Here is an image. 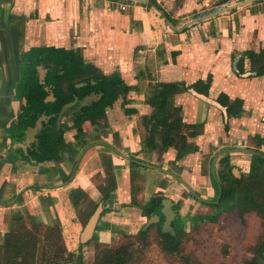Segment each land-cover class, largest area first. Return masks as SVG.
Returning a JSON list of instances; mask_svg holds the SVG:
<instances>
[{
	"label": "crops",
	"instance_id": "obj_1",
	"mask_svg": "<svg viewBox=\"0 0 264 264\" xmlns=\"http://www.w3.org/2000/svg\"><path fill=\"white\" fill-rule=\"evenodd\" d=\"M216 1L0 0L2 236L14 215H24L44 227L56 226L67 249L79 250L85 244L80 243V235L89 218L84 223L78 216L70 195L81 190L86 195L84 206L90 201L101 205L88 242L115 244L121 236L136 235L145 227L148 217L139 205L154 198H167L173 207L184 197L198 202L212 198L211 165L216 157L214 167L218 166V158L225 155L222 151L247 148L264 153V143L257 147V137L264 139V75L251 77L247 60L239 75L232 64L234 55L264 52V0L208 20L193 18ZM245 1L225 0L228 6ZM40 47L77 50L98 74L118 72L131 90L124 105L119 99L107 108L105 129L94 132L86 126L87 140L96 135L103 144L84 148L78 157L63 153L58 162L34 164L10 157L11 126L21 103L17 85L25 54ZM208 78L207 94L189 90L174 99L182 108L183 121L202 127L192 139L197 150L183 157L173 149L143 150L141 119L151 112L144 103L147 86L155 82L189 86ZM220 95L226 96L225 106L218 101ZM235 100L241 101L239 112L228 119L226 107ZM61 123L65 141L72 143L76 129L64 119ZM239 154H228L230 164L239 173L247 170V176L251 156L245 154L249 157L242 162ZM104 156L110 158L116 188L101 200Z\"/></svg>",
	"mask_w": 264,
	"mask_h": 264
},
{
	"label": "trees",
	"instance_id": "obj_2",
	"mask_svg": "<svg viewBox=\"0 0 264 264\" xmlns=\"http://www.w3.org/2000/svg\"><path fill=\"white\" fill-rule=\"evenodd\" d=\"M259 2L261 0L254 4ZM227 4L225 0H218L209 10L196 13L193 18H200L228 6ZM163 15L173 23L170 16L166 13ZM245 60L250 64L251 77L264 75L263 50L257 53L248 50L239 56H232L236 74L244 72ZM210 82L208 78L204 82L198 81L189 86L182 82H155L147 86L144 103L151 108V112L141 119L145 133L142 149L159 153L173 149L181 157L195 152L197 147L192 139L200 134L202 127L185 123L182 108L175 104L174 99L189 90L205 95ZM130 90L131 87L123 83L118 72L110 75L98 74L92 65L84 63L77 50L54 47L31 49L25 54L17 85V95L21 103L11 126L10 157L14 161L26 160L34 164L58 162L63 153L76 157L88 146L103 144L96 135L92 141L87 140L86 126L92 127L94 132L105 129L107 108L119 99L124 105L127 102L125 96ZM219 97L218 101L225 106L226 96ZM240 106V100H235L232 105L227 106V118L235 117ZM124 112L132 111L124 109ZM63 119L76 129L72 143L65 141L61 123ZM37 122L38 128L30 134V129H34ZM257 139L259 147L264 143V139L260 137ZM109 159L108 156L102 157L105 184L99 187L101 200L116 188ZM217 164L218 167H214V177L212 176L215 192L213 201L203 199L199 201L213 206L216 211H220L222 205L231 203V208L237 209L240 216L254 213L263 224L259 238L262 243L255 257L244 264H264V160L251 156L249 171L245 177L230 164L228 154L220 156ZM70 198L84 223L99 205L90 201L84 206L86 195L81 190L72 191ZM138 207L146 217L152 214L159 215L157 222L159 247L172 256L180 257L182 247L175 221L172 223L174 233L162 229L161 199L154 198ZM25 218L28 226L25 224ZM11 220L10 229L5 233L3 243L0 245V264H73V252L67 249L61 231L56 226L45 227L42 234L39 232V226L43 225L33 223L28 216L14 215ZM153 225L154 223L141 228L135 236H129L126 242L116 246L98 243L99 252L93 264L135 263L137 257L133 239H145ZM52 238L54 251L50 252L43 242H48Z\"/></svg>",
	"mask_w": 264,
	"mask_h": 264
},
{
	"label": "rangeland",
	"instance_id": "obj_3",
	"mask_svg": "<svg viewBox=\"0 0 264 264\" xmlns=\"http://www.w3.org/2000/svg\"><path fill=\"white\" fill-rule=\"evenodd\" d=\"M244 155V153L239 154L242 162L243 157H249ZM240 165L242 164L239 162L237 166L239 170L242 167ZM246 171L244 169L240 175L245 177ZM213 197L203 199L213 201ZM185 198L187 197H184L182 203H176L173 207L178 215L175 216V226L179 231L181 256H172L160 249L157 224H154L145 239L132 238L136 245L137 257V261L133 264H244L245 261L255 257L262 243L259 238L263 224L254 213L240 216L237 209L231 208L230 204L222 205L220 211H216L209 204ZM24 221L28 226L26 218ZM11 222L12 220L10 225ZM44 228L39 226V232L43 234ZM128 237L121 236L115 244L107 245L116 246L124 243ZM2 243L0 233V245ZM43 243L48 251H54V238ZM99 244L94 240L87 241L79 247V250L73 251V264H93L99 252Z\"/></svg>",
	"mask_w": 264,
	"mask_h": 264
},
{
	"label": "water",
	"instance_id": "obj_4",
	"mask_svg": "<svg viewBox=\"0 0 264 264\" xmlns=\"http://www.w3.org/2000/svg\"><path fill=\"white\" fill-rule=\"evenodd\" d=\"M133 1H137V0H133ZM143 1V0H142ZM257 0H247L243 3H238V4H233V5H230L224 9H221V10H218V11H215L213 13H210L208 15H205L203 17H201L199 20H208V19H211V18H214L218 15H221L229 10H232L234 8H237V7H241V6H244V5H247V4H250V3H253ZM197 20V19H196ZM196 22V21H195ZM194 23V22H192ZM38 125L39 123L37 122L36 124V127L34 129H30V134H32L37 128H38ZM232 152H235V153H244V154H247L249 156H255V157H259L261 159L264 160V153H261L259 151H256V150H253V149H247V148H244V149H231V150H224L222 151V153L224 154H229V153H232ZM221 153H219L220 155ZM216 157L213 159L212 161V165H211V173H212V176L214 177V161H215ZM219 198V197H218ZM217 202V201H216ZM161 214L164 218L163 220V224H162V229L163 230H170L172 233H174V230L171 226V222L173 221L174 219V212H173V203L172 201H170L169 199L167 198H164L162 199L161 201ZM100 212H101V205L99 204L97 206V208L94 210V212L92 213V215L89 217L87 223L85 224L84 226V229L80 235V243H85L87 241H89L93 234H94V230H95V225H96V222H97V219L100 215ZM159 221V217L157 215H153V216H150L147 220V223L145 225V227H147L148 225H151L153 223H156Z\"/></svg>",
	"mask_w": 264,
	"mask_h": 264
},
{
	"label": "flooded vegetation",
	"instance_id": "obj_5",
	"mask_svg": "<svg viewBox=\"0 0 264 264\" xmlns=\"http://www.w3.org/2000/svg\"><path fill=\"white\" fill-rule=\"evenodd\" d=\"M231 150V149H230ZM233 153V152H232ZM173 209V208H172ZM173 212H174V214H175V211H174V209H173ZM159 217V216H158ZM149 218V217H148ZM163 220H164V218H163ZM173 221H175V215H174V219H173ZM173 221L171 222V226H172V223H173ZM154 224H157V222L156 223H154ZM162 224H163V222H162ZM173 228V227H172ZM173 230H174V228H173ZM4 238V235L2 236V239Z\"/></svg>",
	"mask_w": 264,
	"mask_h": 264
},
{
	"label": "built area",
	"instance_id": "obj_6",
	"mask_svg": "<svg viewBox=\"0 0 264 264\" xmlns=\"http://www.w3.org/2000/svg\"><path fill=\"white\" fill-rule=\"evenodd\" d=\"M120 8H121V10H124L125 9L124 5H121Z\"/></svg>",
	"mask_w": 264,
	"mask_h": 264
}]
</instances>
